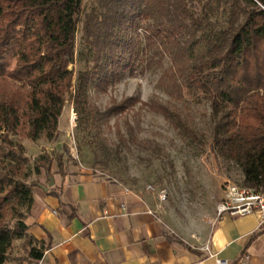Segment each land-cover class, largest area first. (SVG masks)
<instances>
[{"label": "trees", "instance_id": "trees-1", "mask_svg": "<svg viewBox=\"0 0 264 264\" xmlns=\"http://www.w3.org/2000/svg\"><path fill=\"white\" fill-rule=\"evenodd\" d=\"M84 1L0 0V264H7L14 242L22 239L28 258L18 264L43 258V244L28 235L25 223L39 185L29 180L42 170L52 176L54 160L41 156L30 170L27 148L16 139L54 141L74 88L71 100L80 123L101 126L140 103L199 141L181 115L163 103L132 96L113 101L104 112L91 104L92 80L116 76L125 51L138 58L132 34L152 21L144 35V57L152 49L159 64L170 56L172 67L163 79L181 98L186 91L210 102L218 155L240 166L242 186L264 191V0H227L229 20L220 30L213 28L207 0H99L101 13L85 22L97 71L80 73L76 84L71 66ZM200 33L205 51L195 57Z\"/></svg>", "mask_w": 264, "mask_h": 264}, {"label": "rangeland", "instance_id": "rangeland-1", "mask_svg": "<svg viewBox=\"0 0 264 264\" xmlns=\"http://www.w3.org/2000/svg\"><path fill=\"white\" fill-rule=\"evenodd\" d=\"M207 2L213 6L210 16L213 28L224 29L230 13L227 0ZM83 9L76 35L77 58L71 66L76 71V84L80 73L97 71L94 67L95 52L85 37V22L89 15L101 13L102 9L99 0H85ZM198 10L201 12L202 5ZM153 25V21L145 23L132 34L139 43L138 58L131 51H125V60L116 76L109 75L101 81V75L92 80L89 90L91 104L104 112L113 101L132 96L144 103H163L181 115L200 142L140 103L126 113L114 115L101 126L80 123L71 100L75 88L73 94L67 95L54 141L45 137L38 141L24 137L16 140L27 148L30 170L34 169L41 156L50 155L54 160L52 176H47L42 170L41 175L34 173L31 177L29 183L39 184L35 188L45 190V187H50V177L55 179L56 176L77 172L112 180L146 197L160 223L178 241L199 244L206 240L217 217L226 185H242L244 177L240 166L220 157L214 147L212 130L216 121L210 102L201 95L185 91L181 98L174 92L171 81L163 79L164 73L172 67L169 55L160 64L157 50L152 49L144 57L141 51L145 44L144 35ZM201 36L200 33L198 41L201 43L195 47V57L205 51ZM60 160L63 161L62 169L58 167ZM14 243L7 264H18V261L28 258L22 242Z\"/></svg>", "mask_w": 264, "mask_h": 264}, {"label": "crops", "instance_id": "crops-1", "mask_svg": "<svg viewBox=\"0 0 264 264\" xmlns=\"http://www.w3.org/2000/svg\"><path fill=\"white\" fill-rule=\"evenodd\" d=\"M54 180L34 188L25 223L43 258L24 264H264L259 214L217 215L206 240L190 244L165 229L146 197L112 180L82 172Z\"/></svg>", "mask_w": 264, "mask_h": 264}, {"label": "built area", "instance_id": "built-area-1", "mask_svg": "<svg viewBox=\"0 0 264 264\" xmlns=\"http://www.w3.org/2000/svg\"><path fill=\"white\" fill-rule=\"evenodd\" d=\"M224 198L218 206V217L228 213L233 217L259 214L264 223V191L249 189L242 185L228 184L224 189ZM220 264L222 261H219Z\"/></svg>", "mask_w": 264, "mask_h": 264}, {"label": "water", "instance_id": "water-1", "mask_svg": "<svg viewBox=\"0 0 264 264\" xmlns=\"http://www.w3.org/2000/svg\"><path fill=\"white\" fill-rule=\"evenodd\" d=\"M49 180H50V181H49L50 187L54 186V185H55V180H54V178L50 177ZM44 189H45V191H48V190H49V188H46V187H45Z\"/></svg>", "mask_w": 264, "mask_h": 264}]
</instances>
